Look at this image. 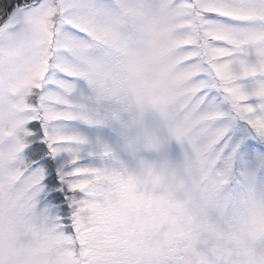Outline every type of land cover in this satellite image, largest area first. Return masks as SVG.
Wrapping results in <instances>:
<instances>
[{"label":"snow or ice","instance_id":"snow-or-ice-1","mask_svg":"<svg viewBox=\"0 0 264 264\" xmlns=\"http://www.w3.org/2000/svg\"><path fill=\"white\" fill-rule=\"evenodd\" d=\"M25 45L32 92L15 105L26 118L0 128V197L34 205L85 257L104 235L123 249L112 264H236V218L264 217V0H0V49ZM78 80L160 113L183 163L161 164L157 189L85 164L67 124L99 121L71 100Z\"/></svg>","mask_w":264,"mask_h":264},{"label":"clouds","instance_id":"clouds-1","mask_svg":"<svg viewBox=\"0 0 264 264\" xmlns=\"http://www.w3.org/2000/svg\"><path fill=\"white\" fill-rule=\"evenodd\" d=\"M28 45L17 50L15 58L0 49V128L11 130L19 125L27 113L15 105L25 103L32 92L29 82L32 77ZM12 73L9 78V73ZM92 85L96 93L105 96L111 82L103 70L93 75ZM13 88L15 92H13ZM139 112L154 109L147 103L133 102ZM144 147L155 148V138L145 134ZM160 165L143 161L137 171L117 172L120 181L131 184L140 192L155 190ZM113 194V208L121 204L119 185H109ZM96 215V211L87 213ZM237 227L236 244L239 253L236 264H264V217L259 214L247 215L235 220ZM109 236H98L87 247L91 254L82 255L78 242L62 240L57 233L45 229L37 222L35 206L24 207L16 198L0 197V264H112L113 259L123 253L115 244H108Z\"/></svg>","mask_w":264,"mask_h":264},{"label":"rangeland","instance_id":"rangeland-1","mask_svg":"<svg viewBox=\"0 0 264 264\" xmlns=\"http://www.w3.org/2000/svg\"><path fill=\"white\" fill-rule=\"evenodd\" d=\"M75 83L76 91L71 100L74 104L82 105L90 119L99 121L93 124L71 121L67 124L71 132L87 140L81 146L86 165L121 171H137L143 161L174 167L182 165L181 148L175 139L168 136L165 123L157 110L146 109L141 113L134 105H122L114 99L97 100L85 81L78 80ZM145 134L156 138V148L144 147ZM105 150L108 151L107 156L103 155ZM89 152L91 156L87 155ZM174 219L171 215L165 216V226L171 225Z\"/></svg>","mask_w":264,"mask_h":264}]
</instances>
